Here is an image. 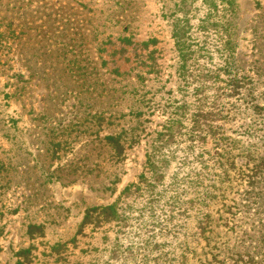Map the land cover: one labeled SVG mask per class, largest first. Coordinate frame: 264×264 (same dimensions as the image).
<instances>
[{
	"label": "rangeland",
	"instance_id": "1",
	"mask_svg": "<svg viewBox=\"0 0 264 264\" xmlns=\"http://www.w3.org/2000/svg\"><path fill=\"white\" fill-rule=\"evenodd\" d=\"M0 33V264H264V0H0ZM202 71L212 132L190 147ZM116 200L120 223L82 227Z\"/></svg>",
	"mask_w": 264,
	"mask_h": 264
},
{
	"label": "trees",
	"instance_id": "2",
	"mask_svg": "<svg viewBox=\"0 0 264 264\" xmlns=\"http://www.w3.org/2000/svg\"><path fill=\"white\" fill-rule=\"evenodd\" d=\"M183 31L182 33H177V35L175 36V41L179 43V44L177 43L176 45L181 54L180 56L181 68L180 69H181V76L184 81V79H187L193 75V70H191L188 63L192 62L195 68H198V67H197L196 59H194V57L192 56L193 51L191 50L190 45H189L190 41H188L187 37L185 36V32ZM0 36H1V33H0ZM207 74L208 72L202 71L198 73V77H196L198 85L194 89L195 101L192 103L193 112L190 114V117H189L190 127L188 128V139H187L190 147L192 144L196 142L204 141L206 136L212 132L211 125L209 124V121L207 119L208 114H205L203 112L205 108V104H206L204 103L206 97L203 95L204 90H205V87H204L205 80H203V78H205ZM232 87L233 88L236 87L235 82L232 84ZM174 108H176L180 113L176 114L175 117L170 118L166 122V124L162 127V131L164 132L161 133L160 141L162 142L163 146L176 143L177 140L175 139V137L181 135V130L183 128H187L184 125V121L187 120V117L185 115L182 118V116H183V113L188 110V106L183 104V105H179L178 107L176 105L174 106ZM105 142L108 146H110L114 150L117 157L124 158V154H123L124 147L120 143V136H112V135L106 136ZM151 155L152 154H150V156ZM147 162H149L147 163V165L149 164V170H150V167L154 169V173L151 176V178L153 179L155 184L160 182L162 175L161 173L157 171L158 167L155 164L151 163L150 157L147 158ZM254 171L255 173L259 171V167H255ZM143 183L145 184V190L151 191V188L154 187L153 183H151V181L148 180L147 178H143ZM134 187L136 191H140L141 189L139 186H134ZM127 191H129V187H125L123 189V191L121 192V196L124 195ZM151 192L153 194L154 191H151ZM158 200H159L158 198L153 197L150 203H156ZM122 216L123 214L119 212V206L116 200L110 205L95 207V208H92L86 211L83 217L82 227L92 222L101 223L102 221H106V222L120 223ZM127 218L128 217H126L125 220H127ZM35 228L36 227L34 226H31L28 228L27 232L29 236H32V230ZM30 251H31L30 249H26V250H21L17 252L18 259L15 262V264H30L31 262ZM148 256H149L148 253H145L144 258H143L144 260H142L141 262L145 263V261H148ZM164 256H166V254L161 253L158 259L160 261L163 260L164 264H173L171 261L172 259L165 260ZM172 258L173 260L175 259L174 257ZM180 258L182 260H186L183 255ZM238 259L239 258H236L235 260H233V264H238ZM249 261H250V264H256L258 260H254V257L252 256L250 257Z\"/></svg>",
	"mask_w": 264,
	"mask_h": 264
}]
</instances>
